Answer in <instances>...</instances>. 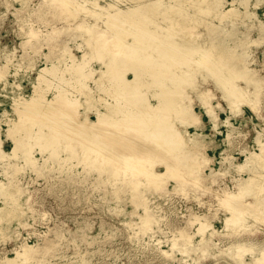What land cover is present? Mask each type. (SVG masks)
<instances>
[{
	"label": "bare ground",
	"instance_id": "obj_1",
	"mask_svg": "<svg viewBox=\"0 0 264 264\" xmlns=\"http://www.w3.org/2000/svg\"><path fill=\"white\" fill-rule=\"evenodd\" d=\"M47 1L49 8L41 16H65L68 24L80 17L75 27L81 28V34L66 38L59 53L53 43L44 40L53 56L49 67L40 71L42 82L33 96L17 104V118L7 120L6 136L13 142L10 152L0 139V164L11 169L5 172L8 181L0 180V198H14V203L20 200L14 195L21 193V187L12 181L14 170L22 164L13 160L22 158L25 166L38 169L41 162L35 155L39 153L43 159L44 155L56 157L70 169L82 166L83 171L97 172V184L112 187L117 200L120 193L129 192L132 202L145 210L141 219L146 232L158 219L150 212L142 187L161 192L169 179L178 187L186 186L182 171L194 175L198 183L226 173L229 154L222 156L217 172L212 167L214 158L207 153L213 140L208 142L201 132L206 123L196 106L212 123L213 136L221 125L234 128L231 117H219L218 111L226 109L222 102L236 116L243 105L256 112L264 101V76L250 53L252 45L264 43V35L259 39L242 36L237 26L241 23L248 30L264 33V18L258 12L264 0ZM56 22L45 21L49 26ZM71 41L83 50L81 55L74 53ZM5 71L0 65V80ZM46 72L49 78L44 77ZM43 82L55 91L50 100L44 98ZM231 137L229 131L227 138ZM260 147L261 153H246L245 162L237 167L247 177L230 194L253 197L256 192L264 193V143ZM73 163L76 165L71 166ZM7 212L0 206V222L10 215ZM248 212L241 215L252 214ZM239 225L249 226L247 220L226 223L232 231ZM205 226L202 223L198 229L203 252L209 244ZM0 233L5 232L0 228ZM177 241L191 244L192 235L182 229L173 240ZM54 245L48 240L46 248L51 250ZM241 246L230 249L237 262L264 264V248L258 259L246 262L242 259L246 248L239 250ZM38 254L27 246L21 252L29 261H39ZM5 262L15 260L4 258L0 264Z\"/></svg>",
	"mask_w": 264,
	"mask_h": 264
},
{
	"label": "rangeland",
	"instance_id": "obj_2",
	"mask_svg": "<svg viewBox=\"0 0 264 264\" xmlns=\"http://www.w3.org/2000/svg\"><path fill=\"white\" fill-rule=\"evenodd\" d=\"M47 8V0H0V65L7 70L0 80V139L7 152L13 147L12 139L6 136L7 120L17 118V104L33 96L40 86L38 82H42L40 71L49 67L53 56L44 40L47 38L53 43L54 51L59 53L68 42L66 38L74 39L81 34V28L75 27L80 17L68 24L63 20L65 16H41ZM258 12L264 18V5L258 7ZM47 19L58 22L56 26H49L45 23ZM237 26L242 36L259 39L264 35L256 29H246L241 23ZM54 27L58 28L54 30ZM69 43L74 53L82 54L83 50L76 48L75 42ZM250 53L257 58L255 65L264 76V43L252 45ZM50 76L48 72L44 74L46 78ZM43 83L44 98L50 100L55 91ZM208 86L216 91L214 85ZM213 103L216 104V100ZM222 103L226 109L218 111L219 117L223 120L231 117L234 128L221 125L213 136V125L204 110L199 106L196 110L206 123L201 132L207 135L208 142L213 140L207 153L214 158L212 167L217 172L222 156L229 154L230 158L224 163L226 173L198 183L194 175L182 171L186 186L178 187L174 179H169L161 192L142 187L150 212L158 219L146 232L142 230L141 219L144 208L132 202L129 192H122L120 199H115L112 187L97 184V172L83 171L82 166L70 169L67 163H59L56 157L47 155L44 161L39 153L35 155L41 162L38 169L25 166L22 158L14 159L22 168L14 170L12 184L21 187V193L15 192V199L20 197L17 203L11 197L0 198V206L11 212L0 222L5 232L0 233V261L6 258L15 260L13 264H241L230 251L235 244L246 248L242 252L243 261L258 259L264 248V193L256 192L253 197H236L230 193H236L240 179L247 177L245 172L237 171L245 162L246 153H261L264 101L256 112L243 105L242 112L236 116ZM189 130L195 132L194 128ZM229 131H232L230 139L227 138ZM158 170L164 171V167ZM6 171L11 172V169L0 164V180L5 182L8 181ZM205 172L210 173V170ZM247 210L252 214L243 217L241 214ZM229 219L247 220L250 227L239 225L232 231L226 226ZM202 223L207 224L203 229L209 240L204 252L199 245L198 229ZM182 229L192 235L191 244L173 242ZM48 240L55 244L51 250L46 248ZM26 246L38 251L39 261H29L21 255Z\"/></svg>",
	"mask_w": 264,
	"mask_h": 264
}]
</instances>
